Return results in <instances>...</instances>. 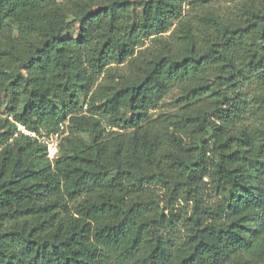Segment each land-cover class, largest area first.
<instances>
[{
  "label": "trees",
  "instance_id": "trees-1",
  "mask_svg": "<svg viewBox=\"0 0 264 264\" xmlns=\"http://www.w3.org/2000/svg\"><path fill=\"white\" fill-rule=\"evenodd\" d=\"M208 1L0 0V264H264V0Z\"/></svg>",
  "mask_w": 264,
  "mask_h": 264
},
{
  "label": "built area",
  "instance_id": "built-area-1",
  "mask_svg": "<svg viewBox=\"0 0 264 264\" xmlns=\"http://www.w3.org/2000/svg\"><path fill=\"white\" fill-rule=\"evenodd\" d=\"M8 119L15 125V131L13 133V137L18 136H26L31 139H35L38 143L43 145L46 149L47 157L53 161L56 157L59 149L60 142L62 139L68 135V121L61 122L58 124V128L55 131H51L49 133L40 130L35 131L25 127L23 124L15 121L12 116H8Z\"/></svg>",
  "mask_w": 264,
  "mask_h": 264
},
{
  "label": "rangeland",
  "instance_id": "rangeland-1",
  "mask_svg": "<svg viewBox=\"0 0 264 264\" xmlns=\"http://www.w3.org/2000/svg\"><path fill=\"white\" fill-rule=\"evenodd\" d=\"M233 0H209L208 5L212 8L219 10L220 12H228L231 9ZM169 33V32H168ZM166 33V34H168ZM146 45L148 40L145 41ZM115 65V64H113ZM250 91L254 89V86H250ZM173 93L166 95L159 104V108L155 111V114L159 111H171L174 110L175 104L172 101ZM44 131V130H43Z\"/></svg>",
  "mask_w": 264,
  "mask_h": 264
}]
</instances>
